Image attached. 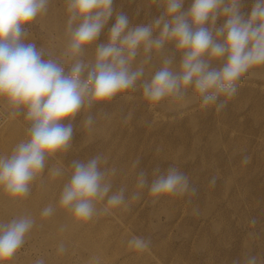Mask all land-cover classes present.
Listing matches in <instances>:
<instances>
[{
	"label": "rangeland",
	"instance_id": "374dc122",
	"mask_svg": "<svg viewBox=\"0 0 264 264\" xmlns=\"http://www.w3.org/2000/svg\"><path fill=\"white\" fill-rule=\"evenodd\" d=\"M229 2L225 0L226 4ZM191 3L192 0H184L181 11H187ZM254 3L255 0H241L245 18L250 16ZM166 5L167 0H114L113 16L100 35L73 56L68 49V0H48L46 10L24 26V43L34 44L43 53V60L52 59L65 66V73L81 61L85 65L82 79H86L94 67L98 46L109 42V30L117 14L127 15L130 29L151 25V38L155 40L160 37L163 23L157 27L154 21L166 12ZM225 21L226 17L218 15L215 24L209 20L204 26L215 38L216 30ZM80 23L79 19L74 21L72 28ZM62 31H67V35ZM183 57L184 50L178 49L174 40L166 39L161 48L153 46L148 52L142 44L130 62L132 71L143 69L135 86L108 101L93 102L90 107L86 101L77 119L67 120L66 125L71 123L73 127L72 138L78 139L82 163L99 157L98 170L103 174L102 184L110 186L109 193L92 201V215L82 221L73 216L72 206L62 210L52 205L47 216L35 209L29 211L24 217L32 221V227L25 234L24 243L0 264H248L251 258H255V264H264V67L251 69L241 78L235 95H221L213 105H203L193 86L182 89L180 99L167 97L157 103L147 100L143 85L165 66V60H171L168 67L178 74ZM202 59L210 69L217 70L226 62V56L216 60L205 55ZM4 100L0 104V124L4 103L9 105ZM89 116L91 125L87 124ZM172 167L188 177L194 194L150 193L153 180ZM141 172L145 179L143 187L139 184ZM50 185L55 189L52 188L53 193ZM63 186L50 183L36 189L43 193L44 205L49 202L62 206L59 198ZM29 188L32 187L28 185ZM121 191L125 192L122 204H107L112 195ZM7 212L0 206V224L17 220L15 214ZM75 226H81L83 232ZM58 233L64 239H57ZM67 233L69 239L73 233V237L82 234L87 238L81 239V243L77 240V247L76 241H66ZM134 237L148 241V247L135 248L130 243ZM64 240L62 247L60 241ZM99 260L102 262L96 263Z\"/></svg>",
	"mask_w": 264,
	"mask_h": 264
},
{
	"label": "clouds",
	"instance_id": "9594fccd",
	"mask_svg": "<svg viewBox=\"0 0 264 264\" xmlns=\"http://www.w3.org/2000/svg\"><path fill=\"white\" fill-rule=\"evenodd\" d=\"M113 2L68 0L71 55L79 54L97 39L113 16ZM47 3L48 0H0V97L16 108L25 107L27 119L32 121L30 140L21 142L10 158L0 157V185L14 197L28 192L29 182L44 168L45 154L69 146L73 127L61 121L71 120L86 101L90 107L93 102L108 101L135 86L143 69L132 71L130 62L142 44L148 52L153 46L161 48L167 39L184 50L178 74L169 69L171 60H165V66L143 85V94L152 103L167 97L180 99L182 89L193 86L203 105H213L221 95H235L241 78L251 69L264 67V0H255L247 18L241 12V0H230L227 4L225 0H192L187 11H181L184 0H167L166 12L154 21L157 27L163 23L160 37L155 40L151 38V25L130 29L127 15L121 12L109 30V42L98 46L94 67L86 79H82L85 65L81 61H76L65 73L56 61L43 60V53L34 44L24 43L27 36L24 26L44 12ZM218 15L226 17V21L216 30L214 38L204 25L209 20L215 24ZM78 19L81 23L73 29L72 23ZM205 55L216 60L226 56V62L218 70L210 69L209 63L202 59ZM91 123L89 116L87 124ZM98 163L99 157L87 163H73L74 172L60 203L63 207L72 206L77 219H88L93 212L92 201L109 192L110 186L102 184ZM139 184L141 187L145 184L143 172ZM149 191L153 196L194 194L195 188L190 187L186 175L172 167L153 180ZM123 201L121 191L112 195L108 204L116 207ZM51 211L46 208L43 214L47 216ZM31 227L32 221L26 218L0 224V261L15 254ZM130 243L143 250L149 242L134 237ZM248 264H255V258Z\"/></svg>",
	"mask_w": 264,
	"mask_h": 264
},
{
	"label": "bare ground",
	"instance_id": "6f19581e",
	"mask_svg": "<svg viewBox=\"0 0 264 264\" xmlns=\"http://www.w3.org/2000/svg\"><path fill=\"white\" fill-rule=\"evenodd\" d=\"M166 3V2H165ZM64 31V30H63ZM63 31H62V34H65V35H67V31H65L64 33H63ZM62 66V65H61ZM64 66V65H63ZM64 68H65V66H64ZM70 69V68H69ZM67 71V70H66ZM65 71V72H66ZM0 98H3V97H0ZM2 100H4V98L2 99ZM1 99H0V104L1 103H3L4 101H2ZM8 102V101H7ZM6 102V103H7ZM7 105V104H6ZM1 106V105H0ZM0 109H1V107H0ZM2 111L4 112V116H3V120H2V122H1V124H0V157H2V158H5V159H7V158H10L12 155H13V153L15 152V149L17 148V146L21 143V142H27L28 140H30V131H29V129L31 128V126H32V121H30V120H28L27 119V116H26V108L25 107H23V106H21V107H19V108H16V107H14V106H12L10 103H9V105L8 106H5V103H4V106H3V109H2ZM80 111V110H79ZM79 111L76 113V115L71 119V121H75L76 119H77V114L79 113ZM1 118V117H0ZM67 120L68 119H65V120H63V121H61L60 123L61 124H64V125H66V122H67ZM68 121H70V120H68ZM69 124V123H68ZM90 127V126H89ZM106 127H107V125H106ZM98 128V127H97ZM88 132V131H87ZM95 135V134H94ZM97 135V134H96ZM94 137V136H93ZM100 141V140H99ZM106 141V140H105ZM101 142V141H100ZM114 143V142H113ZM99 145H100V143H99ZM99 145H98V147H99ZM77 149H78V139L76 138V137H73L71 140H70V143H69V146L67 147V149H64V150H60V151H57V152H55V153H53V154H45V161H44V168L39 172V173H37L36 175H35V177L29 182V185H30V187H32L31 189L29 188L28 189V192L25 194V195H23V196H20V197H14V196H12L10 193H8L5 189H4V187L2 186V185H0V206L2 207V208H4L6 211H8L9 213H12L13 215H14V217L16 216L17 217V220H19V219H23V218H25L24 216H26V215H29V214H27L29 211H33L34 209L35 210H37V211H41V212H44V210L46 209V208H49L50 206H57V207H59V209L61 208L62 210L65 208V207H63V206H60V204L58 205L57 203H55V204H51V203H49V202H45V205L43 204V200H41V195H43V193H41L40 194V190H37L36 188H37V186H40V185H42L43 187H45V185H49L50 183H52V184H55V183H57V184H59V185H61V184H63L64 186L63 187H65L69 182H70V180H71V176H72V174H73V172H74V168H73V163L74 162H83L82 160V156L83 155H80V154H78V151H77ZM100 149V148H99ZM94 153V152H93ZM96 153V152H95ZM94 155V154H93ZM91 157H92V155H90ZM89 156V157H90ZM102 156V155H101ZM88 157H86L85 159H87ZM94 158H96V156H94ZM90 159V158H89ZM91 159H93V158H91ZM85 161V160H84ZM89 161V160H88ZM85 163H87V161L85 162ZM122 166V165H121ZM120 166V167H121ZM107 168V167H106ZM109 169V168H108ZM121 169V168H120ZM104 171H106V169L104 170ZM102 172V171H101ZM118 172H119V169H118ZM121 172V171H120ZM104 173H107V172H104ZM121 173H124V171L123 172H121ZM109 174V173H108ZM117 174V173H116ZM122 178V177H121ZM125 178V177H124ZM128 178H130V176L128 177ZM125 180V179H124ZM131 180V179H130ZM130 180H128V182L130 181ZM117 181V180H116ZM120 181V180H119ZM130 182H132V181H130ZM114 183H116V182H114ZM118 184H120V182H117ZM122 183V182H121ZM117 184V185H118ZM133 185V184H132ZM51 186V185H50ZM53 186V185H52ZM51 186V193H53V190H52V187ZM58 186V185H57ZM42 187V188H43ZM62 187V188H63ZM113 187V186H112ZM115 187V186H114ZM60 188V187H59ZM129 188V187H128ZM33 189H36L37 191L36 192H32L33 191ZM54 189V188H53ZM113 189V188H112ZM55 190V189H54ZM128 190V189H127ZM131 190H132V187H131ZM62 191V190H61ZM111 191V190H110ZM117 191H118V188H117ZM44 192V191H43ZM63 192V191H62ZM113 192H114V189H113ZM124 192V191H123ZM129 192H131L130 190H129ZM109 193V192H108ZM115 193H116V189H115ZM125 193V192H124ZM55 194H57V193H55ZM62 194H61V192H60V196H61ZM127 195H128V192H127ZM108 196V195H107ZM44 197V196H43ZM56 197V196H55ZM109 197H110V195H109ZM61 199V197L59 198V200ZM105 199H106V197H105ZM54 200H55V198H54ZM58 200V201H59ZM7 203V204H5V203ZM55 202V201H54ZM53 202V203H54ZM108 202V201H107ZM4 204V205H3ZM108 204V203H107ZM4 206V207H3ZM66 209V208H65ZM70 209V208H69ZM71 210V209H70ZM35 212V213H39V212ZM7 212V213H8ZM34 212V211H33ZM32 212V213H33ZM122 212V211H121ZM31 213V214H32ZM124 213H126V212H124ZM43 214V213H42ZM8 217H9V215L8 214H6ZM35 215V214H34ZM38 215V214H37ZM122 215H125V214H123L122 213ZM12 216V215H11ZM33 216V215H32ZM73 216H74V214H73ZM126 216V215H125ZM30 217V216H29ZM36 217V216H35ZM68 218V217H67ZM128 218V217H127ZM5 219V218H4ZM3 219V220H4ZM95 219V218H94ZM93 219V220H94ZM6 220H7V218H6ZM49 220V219H48ZM72 220V219H71ZM98 220V219H97ZM5 221V220H4ZM9 221V220H8ZM47 221V220H46ZM62 221V220H61ZM82 221V220H81ZM54 220H53V224H54ZM66 222H67V220H66ZM89 222V221H88ZM88 222H87V224H88ZM93 222V221H92ZM42 223V222H41ZM44 223V222H43ZM57 223V222H56ZM81 223V222H80ZM96 223V222H95ZM45 224V223H44ZM43 224V225H44ZM66 224V223H65ZM74 224H75V221H74ZM73 223H72V225H74ZM84 224V222H82V225ZM58 225H60V223H58ZM67 225V227H68V224H66ZM71 225V226H72ZM75 225H77V224H75ZM81 225V224H80ZM85 225V224H84ZM84 225H83V227H84ZM94 225V224H93ZM40 226V225H39ZM42 226V225H41ZM40 226V227H41ZM54 226V225H53ZM64 226V225H63ZM89 226H90V223H89ZM38 227V226H37ZM76 227V229H79V228H77V226H75ZM36 228V227H35ZM56 228V227H55ZM55 228H53V229H55ZM60 228V227H59ZM64 228V227H63ZM89 228V227H88ZM40 229H42V228H40ZM46 229V228H45ZM57 229V228H56ZM61 229V228H60ZM68 229H70V227L68 228ZM75 229V230H76ZM92 231H93V228H90ZM96 229V228H95ZM35 230V229H34ZM64 230V229H63ZM71 230V229H70ZM87 230H89V229H87ZM43 231H44V227H43ZM46 231H48L47 229H46ZM49 231H51V229L49 230ZM60 231V230H59ZM66 231H67V229H66ZM69 231V230H68ZM72 231H73V228H72ZM81 231L83 232V230H82V227H81ZM92 231H90V232H92ZM45 232V231H44ZM43 232V233H44ZM57 232V231H56ZM85 232H87V231H85ZM29 233V232H28ZM45 233H47V232H45ZM64 233H65V231H64ZM80 233V232H79ZM54 234V233H53ZM70 234H71V232H70ZM69 234V235H70ZM92 234V233H91ZM90 234V235H91ZM50 235V234H49ZM55 236H56V234H54ZM53 235V236H54ZM67 235H68V233H67ZM69 235H68V238H66V241H68V239L70 238L69 237ZM73 235H75L74 233L72 234V236H71V239H69V243H71L72 241L75 243V241H76V243H77V240H78V242H80L81 243V239H83V238H87V237H83V235L82 234H80V235H77V236H74L73 237ZM88 235V234H87ZM52 236V235H51ZM66 237V236H65ZM51 238V237H50ZM53 238V237H52ZM51 238V239H52ZM57 239H59V240H61V239H64L63 237H62V234L61 233H58L57 234V237H56ZM89 238V237H88ZM53 241V240H52ZM55 241H58V240H55ZM54 241V242H55ZM105 241V240H104ZM61 242V246L63 247V245H65V240L64 241H60ZM59 242V243H60ZM85 242V241H84ZM91 242V241H90ZM94 242V241H93ZM113 242V241H112ZM53 243V242H52ZM69 243H67V244H69ZM88 243H89V241H88ZM102 243H104L105 244V242H103L102 241ZM102 243H100V244H102ZM55 244H56V242H55ZM58 244V243H57ZM91 244V243H90ZM94 244H95V242H94ZM93 244V245H94ZM104 244H102V245H100V246H103ZM78 243H77V245H75V246H77L78 247ZM82 245H85V243L84 244H82ZM87 245H89V244H87ZM74 246V247H75ZM96 245H94V247H95ZM98 246H99V244H98ZM71 247H72V245H71ZM80 247H81V245H80ZM83 247V246H82ZM91 247V246H90ZM93 247V248H94ZM66 248H70V246H68V247H66ZM92 248V249H93ZM96 248V247H95ZM71 250V249H70ZM97 250V249H96ZM64 251V250H63ZM94 251H95V249H94ZM93 250L91 251V253L92 252H94ZM99 251V250H98ZM103 251H105V250H103ZM71 254H73V251L71 250ZM86 252H87V250H86ZM89 252V251H88ZM70 252L68 251V254H69ZM90 253V254H91ZM97 253V252H96ZM63 254H64V252H63ZM67 253H66V256L68 255ZM87 254V253H86ZM79 254H77V256H78ZM95 255V253H93V256ZM101 255V254H100ZM65 256V255H64ZM63 256V257H64ZM71 256V255H70ZM86 256H88V254L86 255ZM99 256V255H98ZM104 256V255H103ZM103 256L101 257V258H103ZM97 257V256H96ZM106 257V256H105ZM72 258V257H71ZM74 258V257H73ZM94 258H95V256H94ZM87 259V258H86ZM104 259V258H103ZM106 259V258H105ZM67 260H69V259H67ZM66 260V261H67ZM98 260V259H97ZM96 260V261H97ZM65 261V260H64ZM82 261V260H81ZM86 262H87V260H85ZM101 260H99L98 262H96V263H99ZM73 262V261H72ZM93 262H94V259H93ZM102 262V261H101ZM113 262V261H112ZM75 263V262H74ZM77 263V262H76ZM106 263V262H105ZM109 262H107V264H108ZM66 264V263H65ZM69 264V263H68ZM91 264V263H90ZM93 264V263H92ZM99 264H101V263H99ZM102 264H104V263H102ZM111 264V263H110Z\"/></svg>",
	"mask_w": 264,
	"mask_h": 264
}]
</instances>
